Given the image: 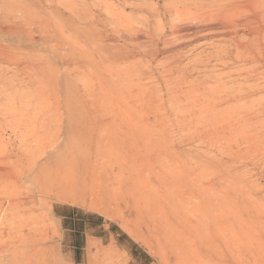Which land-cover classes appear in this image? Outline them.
Here are the masks:
<instances>
[{
  "label": "rangeland",
  "instance_id": "374dc122",
  "mask_svg": "<svg viewBox=\"0 0 264 264\" xmlns=\"http://www.w3.org/2000/svg\"><path fill=\"white\" fill-rule=\"evenodd\" d=\"M58 1L0 0V24L9 23L18 28L17 34L0 35V45L15 49L16 53L22 49L26 62L44 70L50 89V93L40 97L38 87L45 82L40 74L23 79L15 73V65L0 61V70L5 74L0 96L7 95L5 100H0V264H130L129 253L113 239L105 237L101 242L87 231L64 236L66 233L57 217L59 208L67 210L75 219L103 225L104 229H98L101 234H119L120 239L133 244L150 264H264V135L253 129L231 132L227 120L180 132L170 118L160 136L152 135V141L160 146L158 149L133 152L106 149L107 137L100 134L97 140L103 141L97 143L89 128L91 58L97 50H102L98 52L100 57L108 53L109 58L113 53L110 61L129 59L122 67L141 64L143 68L144 62L135 54L138 50L133 41L138 36L134 33L144 29L142 19L153 4L151 0H108L114 1L120 10L109 9V12L121 14L118 16L121 23L103 18L104 4L92 0H62V5ZM132 8L145 11L136 12L135 16L130 14ZM93 13L100 15L102 23L91 22L89 17ZM114 24L122 29L112 31ZM154 28L151 17L148 32L152 36H155ZM252 29L257 37H250L241 28L242 31L237 29L233 35L234 41L210 39L205 45L188 44L190 51L184 49L178 66L189 73L193 82L205 76L212 82L220 78L226 89L229 87L239 96L254 90L251 99L244 100L252 106V112L249 109L245 114L251 124L264 120V61L244 67L238 63L230 69H207L206 66L208 63L212 66L215 60L218 62L232 43L248 44L256 38L264 50V24L258 21ZM168 35L161 38L159 48L165 41L176 44ZM126 48L134 54L130 50L129 54ZM211 53H215L214 57ZM22 57L18 54L16 61H22ZM158 61L161 62L160 58ZM160 62L153 64L151 72L147 70L149 79L158 75ZM252 69L258 72V78ZM237 73L244 75V80ZM245 77L251 81L246 82ZM12 78L16 86L22 81L29 83L8 86L5 95L2 87ZM51 89H55L56 95ZM244 101L230 105L241 111ZM7 109H10L8 113ZM100 211H105L107 216ZM128 229L136 237L130 236Z\"/></svg>",
  "mask_w": 264,
  "mask_h": 264
},
{
  "label": "bare ground",
  "instance_id": "6f19581e",
  "mask_svg": "<svg viewBox=\"0 0 264 264\" xmlns=\"http://www.w3.org/2000/svg\"><path fill=\"white\" fill-rule=\"evenodd\" d=\"M60 1L62 2V0H60ZM60 1H58V2H60ZM92 1H94L95 3H98V4L99 3L104 4V9L102 7V9L104 11V15H102V16H104L103 17L104 19H105V17H107L108 19L120 21L121 18H119V17L121 14L115 13V11L120 12V10H118L117 5L115 3H113L114 1L113 2H110L108 0H92ZM49 2H51V1H49ZM61 2L59 4H62ZM143 2H145V1H143ZM150 2H152L151 4H153V6L152 5H149L152 7L145 6V7H149V9L147 10V14L145 13L144 19H142L144 21V29L141 30V32H135L134 33L138 37L136 39L134 38V41H133L135 43L134 47H137V50H138V53H135L137 55L136 57H138V59H140L144 62L143 68L140 67L141 64L138 67L136 64H132V65L129 64V66L122 67V63L124 64L125 60L129 61V59H126V57H123L120 60L116 57L117 58L116 61H118V60L119 61L114 62V60H112L114 63H111L112 61H110L111 59H109V58L112 56L114 57V55H112L113 53H111L110 55H112V56L109 55V58H108V53H106L104 51V50H106L105 46H104L105 49L103 50V53H106V54H103V56L100 57L99 53H101L102 50L100 52H99V50H97L99 53L97 52V54H95L91 58V68H90L91 71L90 70L89 71L92 74L93 83H92V86H90L92 88L91 89L92 94L90 96L91 100H90V110H89V115H90V117H89L90 127L89 128H90V131L92 132V135L95 138L94 140H96L97 143H98V141L102 140L101 138H100V140L99 139L97 140V138H98V136H100V134L102 136H104L103 138L107 137V144L105 143L106 145H104V146H106V149L107 148L112 149V151L117 150V151H126V152L131 151V152H133V151H138V150L144 151V150L158 149L160 146L157 145V143L152 141V140H154V139H152L153 138L152 135L159 134V132L163 133L164 130L168 127V126L166 127V124H167L166 122L170 118H173V120L175 121V124H176L175 126L178 129L177 131H180V132H183V130H185V129L204 127V125H206V124H211V125H214V123L220 124L221 121L227 120L226 125L229 127L231 132L235 131V132H241L242 133L247 129H253L257 133L264 135V120L257 121L256 123L251 124L248 121V116L247 117L245 116V114L248 111L251 110L250 112H252V106H250L251 104L249 103V101H248V103H246L244 100H247L248 97H249V99H251L250 96L254 93L253 92L254 90L251 89L252 91H250V90H248L249 89L248 88L246 90H248L249 92H246V94L244 96H239L238 93L235 92V90L233 91L235 93H232V90H230L229 87L226 86L227 87V89H226L225 85H224L225 83L223 82L224 83L223 84L222 83L223 80H221L220 78L216 79V80H214V82H212V81H210L212 79L209 80L205 76L208 79V80H206V79H204L205 77L202 78V76H201L202 80L197 81L194 79L195 81L193 82L189 76V73L187 74L186 73L187 71L185 72L184 68L180 69L178 67L180 60H181V55H182L185 48L188 49V46H187L188 44L191 45L192 43L200 42L198 44H204L205 45V44L209 43L210 39H214L217 41H223V40H226L228 38L232 39L233 35L236 34L237 29L242 31L241 28L243 29V31L245 30L246 34L250 35V37H251V35H256L257 32L252 31L253 30L252 28L256 24H258V21L261 24H264V0H151ZM95 3H93V4H95ZM75 4H77V3H75ZM66 5H67V3L64 6H66ZM92 6L94 9L97 8V6H95V7H94V5H92ZM125 6L122 9L123 12L126 9ZM128 6H130V5H128ZM131 7H132V5H131ZM109 9L115 10L114 13L111 12V14L113 13V15L110 14ZM129 11H130L131 15H134L136 12H144L145 9H139V8L133 9L132 8V9H129ZM126 14H127V12H126ZM130 14L128 16H130ZM135 16H136V14H135ZM139 16H141V15L139 14L137 17H139ZM151 17H153V24L155 26V28H154L155 29V32H154L155 36H152V34H149V32H148L149 25L151 23ZM89 18H90L92 23H98L99 24L100 21L102 23V20H101V17L99 14L93 13L90 15ZM134 18L135 17H133V20H135ZM131 19H129L128 21H130ZM138 20H140V19H138ZM120 22L122 23V20ZM106 23H107V21H106ZM108 23H110V22H108ZM121 23H119V26ZM2 24H0V35L2 37L8 36V35H13L14 33H16V34L18 33V28H16L15 26H12L9 23L6 25L5 24L2 25ZM103 24H105V23L103 22ZM114 25H116V24H114ZM127 25H130V24H127ZM123 26H124V24H123ZM112 27H114V26L112 25ZM116 28H118L117 25L115 26V28L113 30L111 29V26H110V30H112V31L116 30ZM119 28L122 29V27H119ZM104 29H106V28H104ZM127 30H129V29H127ZM125 32H124V34H125ZM104 33H102L101 35H103ZM109 34H111V33H109ZM167 34H169L168 36H170L172 38V40H174L176 42V44H173V43L171 44L170 43L171 41L169 40L170 42H167V41L163 42V46L161 48H159V46L161 45V42H162L161 38ZM262 34H261V37H262ZM257 35H256V37H257ZM109 36H107V37H109ZM236 36L237 35H235V37ZM127 37H128V35H127ZM90 38H92V36ZM146 38L150 39V41L147 43H145V41L143 40ZM248 38H249V36H248ZM129 39L131 41L132 38H129ZM107 40L105 38V41H107ZM259 40H261V39H259ZM260 43H262V42H260ZM198 44H197V46H199ZM111 46H112V44H111ZM97 47L98 46H96V47L94 46V49H98ZM112 47H110V48H112ZM116 47L117 46H115V48ZM102 49H103V47H102ZM13 50H15V49L9 48L8 46L2 47L0 45V61L3 63H7L8 65H11V64L15 65L14 66L15 73L17 75L22 76L23 79L27 78L28 75H31V74H33V75L40 74L42 79H45V82H43V83L40 82L41 83L40 87H38L39 96L44 97L45 95H47V93L50 91V89L48 86V81L46 80L47 75L44 72V70H42V68L38 67L36 64H29L28 62H26V60H25L26 55L22 52V49L18 53L14 52ZM125 50L129 53L130 48H129V50L127 48ZM188 50H186V52H185L186 54H184V55L187 56ZM70 51L73 52V50H70ZM131 52L133 53V51H131ZM214 52L217 53L218 51L216 52V50H215ZM215 53H213V54L211 53L213 55V57H214ZM221 53H222V51H221ZM18 54L24 56V57H22L23 58L22 61L21 60L16 61V57L18 56ZM219 54H220V52H218V55ZM159 58H160L161 62L158 61ZM215 58L217 59V57H215ZM215 58H214V60H215ZM132 59H134V58H132ZM211 59H213V58H211ZM218 60H217L218 62H216V60H215V64H213L212 66L208 63V66H206V68L207 69H217V68L230 69L228 67L233 66V65L236 66V64H238V63L241 64L243 67L249 66L250 64L251 65L252 64H255V65L260 64L261 61L262 62L264 61V50L260 47V44L257 42V39L254 38L252 40H249L248 44H245L244 42L243 43L241 42V43L230 44V47L228 49L225 48V51L222 53V55L219 57ZM142 61H141V63H142ZM159 62L161 63V70L159 72H157L158 73L157 76H155L153 74L155 77H152V79H149L147 77L148 75L146 76L147 70H149L151 72L152 71L151 69L153 68L152 66H154L153 64L154 63L158 64ZM69 63H71V62H69ZM262 65L264 66V64H262ZM69 67H71V66L69 65ZM260 67H262V66L260 65ZM155 68H157V67L155 66ZM186 68H188V67H186ZM255 68L256 67H254V69ZM257 68H258V66H257ZM254 69H252L251 72H253L256 76V75H258V72H256ZM261 69H262V71H261ZM261 69H258V70H260L263 73V68H261ZM154 71H156V70L154 69ZM208 71H210V70H208ZM221 72L218 74L220 75ZM3 73L4 72L2 70H0V85L1 86H2V84H5L4 83L5 80L1 81L3 76L5 75V74L3 75ZM238 73H237V75H239ZM243 73H245L244 75H246L245 70ZM247 73H248V71H247ZM244 75H242V74L239 75V78L242 77V79L244 80V78H243ZM214 76L215 75L212 74V77H214ZM259 76L261 77V75H259ZM251 77L254 78L253 76H251ZM189 78L191 79L192 82L190 80L188 81ZM215 78H217V77H215ZM236 78L238 79V77H236ZM249 78H250V76H249ZM228 79H230V78H228ZM8 80H10V79H8ZM245 80H246V82L251 81V80H248V77H245ZM255 80L258 81V79H255ZM14 81L12 78L10 81L6 82L7 85L6 86L4 85L5 87H2L3 89H5V95L8 91L6 89V87H8V86H10V88L12 86L21 87L19 85H23L25 82V81H22L20 84H18L16 86V83ZM64 81H66V80H64ZM27 82L28 81H26L25 83H27ZM36 83L37 82H35L34 84L37 85ZM50 83H51V81H50ZM232 83L233 82L231 81L230 86H232ZM32 88L34 89V87H32ZM53 88H54V86H53ZM255 88H258V87H255ZM241 89L242 88H240L238 90H240V92L243 93V91H241ZM26 90H27V87H26ZM54 90L55 89H53L52 92L55 94ZM257 90H259V89H257ZM257 90H255V91H257ZM25 91H24V94L27 93ZM27 91H29V90H27ZM244 91H245V88H244ZM31 92H28V93L31 94ZM33 93H32V95H34ZM53 93H51V94H53ZM17 95H19V94H17ZM6 97H7V95L6 96H3V95L0 96V100L3 101L6 99ZM25 97H27V96H25ZM9 100H10V98H9ZM241 100L245 102V103H243L244 109L243 110L241 109V111H240V109L236 110L237 108L233 109V107H234L233 104H231L232 106L230 105V103H235L237 101L240 102ZM239 102H237L235 104H238ZM263 102H264V100H263ZM0 103H2V102H0ZM19 103L21 104L22 100ZM19 103H18V105H19ZM252 103H253V101H252ZM9 106H12V105H9ZM228 106L232 107V109L228 110L226 108ZM260 107H261V105H260ZM7 108H9V107H7ZM2 109H4V107ZM20 109H19V111H20ZM8 110H10V109H7L5 111H7V113H8ZM23 110L21 111V115H22ZM10 114L13 115L14 113L13 114L10 113ZM25 115H27V114H25ZM243 116H244V118H243ZM233 117H234V119H233ZM13 118H15V117L13 116ZM168 121L170 122V120H168ZM18 122H19V120H18ZM239 122H244V123H243V125L240 124V126L238 125L235 127V124H238ZM169 124H171V123H169ZM217 129H219V128H217ZM168 131H169V129H168ZM170 131H172V129ZM177 134H179V133H177ZM244 134H246V133H244ZM88 136H89V134H88ZM159 136H160V134H159ZM181 137H183V136H181ZM234 140H235V138H234ZM200 141L202 142V140H200ZM205 141H206V139H205ZM231 143H233V142H231ZM99 144H100V142H99ZM212 145H214V144L212 143ZM101 147L103 149L105 148L103 146H101ZM168 147H171V146H169V144H168ZM227 147H230V146L228 145ZM96 148H98V146ZM96 150H98V149H96ZM100 213L103 216H107V213L105 211H100ZM118 217L121 218V216H118ZM124 223L125 222L123 221V226H124L123 228H125ZM123 228H122V230H123ZM127 232L130 236L136 237L135 236L136 234L134 235V233L131 232L130 230ZM89 248H90V246H89Z\"/></svg>",
  "mask_w": 264,
  "mask_h": 264
},
{
  "label": "crops",
  "instance_id": "0c3cea01",
  "mask_svg": "<svg viewBox=\"0 0 264 264\" xmlns=\"http://www.w3.org/2000/svg\"><path fill=\"white\" fill-rule=\"evenodd\" d=\"M66 211L67 210H64L62 208H59L57 210V217L61 220V226L63 228V231L66 233L64 234V236H68L69 234H73V236H75V234H81L83 231H87L94 233L95 235L91 237L101 242L105 237H107L108 240L113 239L117 246H121L122 248H124V250H126V252L129 253L131 258L130 264H150L147 263L146 258L136 248H134L133 244H130L127 240L120 239L121 236L119 234L112 232H108L107 234H101L98 229L102 227L104 229L103 225L95 224V222L93 221L86 222L82 218L75 219L74 215H70V213Z\"/></svg>",
  "mask_w": 264,
  "mask_h": 264
}]
</instances>
